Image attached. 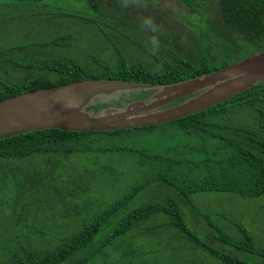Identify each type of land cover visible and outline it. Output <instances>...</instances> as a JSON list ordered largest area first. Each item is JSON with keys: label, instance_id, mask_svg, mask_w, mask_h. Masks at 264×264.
<instances>
[{"label": "trees", "instance_id": "trees-1", "mask_svg": "<svg viewBox=\"0 0 264 264\" xmlns=\"http://www.w3.org/2000/svg\"><path fill=\"white\" fill-rule=\"evenodd\" d=\"M88 1L92 8L97 9L98 4L102 5L104 10L98 14L101 13L103 17L117 16L118 10L127 9L121 20L117 16V22L123 23L126 16L130 22L135 19L141 24V13L134 5L123 7L122 0ZM176 2L189 11L188 19L180 18L182 23L186 24L192 16L195 18L187 30V43L182 41L171 46L166 40L168 36L164 37L159 32L162 35V40L159 39L161 47L154 51L150 42H140L136 40L140 37L120 28L122 34L135 39L134 43L142 52L129 55L122 49L113 61L108 57L92 56L97 67L85 66L64 52L71 47V41L67 40L69 34L0 46V99L25 90L82 78L176 82L210 73L230 64L233 59L239 60L255 50L264 49V0ZM83 19L88 23L97 22L95 18ZM142 29L143 34L149 36ZM175 34L172 31L171 36ZM152 92L153 89H148L112 102H97L92 108L97 110L111 104L120 105L123 101L145 98ZM158 125L168 128L169 138L163 144H169V151L167 154L157 151L149 153L141 149L142 162L139 163H165V166L152 176H148L149 173L142 175L143 178L135 182L128 195L113 201L89 221L84 220L81 228L68 237L60 240L31 236L24 237L23 241L18 237L10 239L13 245L5 246L4 252L0 251V261L5 259V264H84L105 243L118 239L122 241L124 239L119 238L120 235L135 230L145 220L157 221L162 217L163 225L180 233V236L184 235L190 248L208 251L224 264H260L232 256L198 237L195 229L188 224L181 204L193 194L204 191H226L253 197L264 194V81L205 109L163 123L113 130L45 128L1 138L0 170L16 173L21 169H31L36 166L39 154L56 157L85 150L90 142L86 143V148L77 145L75 138L81 135L104 133L122 136L142 129L151 130ZM69 142L73 144L69 146ZM120 150L140 151L129 145H120ZM26 157L29 158L22 161ZM25 176L34 180L33 172ZM13 177L15 183H18L15 178L21 179L20 176ZM155 181L175 194L164 201L141 204L126 213L121 210V218L120 215L114 216L121 212V208L128 209L127 204L136 197L137 192ZM107 226L111 228V234L104 238V242H97V233ZM210 226L214 228L216 239L228 241V234L220 225ZM242 230L245 241L252 248L250 234L246 229ZM261 253L264 255V249Z\"/></svg>", "mask_w": 264, "mask_h": 264}, {"label": "rangeland", "instance_id": "rangeland-1", "mask_svg": "<svg viewBox=\"0 0 264 264\" xmlns=\"http://www.w3.org/2000/svg\"><path fill=\"white\" fill-rule=\"evenodd\" d=\"M151 3L142 0L140 6H134L142 17L154 19L163 36H168L169 45L185 41L195 18L192 16L186 24L180 18L188 19L189 11L176 0H151ZM90 5L88 0H0V46L69 34L67 40L71 41V47L64 52L89 67H97L92 58L95 55L113 61L122 49L129 55L142 52L134 43L135 39L120 32V28L128 29V33L140 37L136 40L149 42V36L143 34L141 24L135 19L130 22L125 16L123 23L117 22V16L121 20L127 9L106 18L101 14L104 10L101 4L97 9ZM83 17L95 18L97 22L88 23ZM172 31L176 33L175 38L171 36ZM157 35L162 40V35ZM168 138L166 125L122 136L90 133L75 138L77 145L84 148L90 142L89 151L82 149L56 157L39 154L36 166L31 169L16 173L0 170V251L13 245L10 239L14 237L21 241L26 236L60 240L75 233L84 220L89 221L113 201L128 195L142 175L149 173L148 176H152L165 166V163L139 162H142L141 149L167 154L169 144H163V141ZM72 144L69 142V146ZM120 145L140 151L120 150ZM32 172L34 180L25 176ZM13 176H20L21 179L15 178L18 183L13 182ZM174 194L170 188L155 181L140 189L127 204L128 209L121 208L120 211L126 213L141 204L164 201ZM181 205L188 224L198 237L232 256L264 264L261 253L264 249V194L253 197L226 191H204L193 194ZM122 211L114 216L121 218ZM162 222V217L157 221L145 220L135 230L119 236L124 240L105 243L84 264H224L208 251L190 248L184 235L180 236ZM210 224L220 225L228 234V241L216 239ZM242 229L250 234L252 248L245 241ZM110 234L111 228L103 227L96 235L97 242H104ZM190 257L195 261L189 260ZM5 262L2 259L0 264Z\"/></svg>", "mask_w": 264, "mask_h": 264}, {"label": "water", "instance_id": "water-1", "mask_svg": "<svg viewBox=\"0 0 264 264\" xmlns=\"http://www.w3.org/2000/svg\"><path fill=\"white\" fill-rule=\"evenodd\" d=\"M261 81L264 49L176 82L82 78L38 87L0 99V139L45 128L113 130L163 123L205 109ZM148 89L153 92L145 98L92 108L97 102H112Z\"/></svg>", "mask_w": 264, "mask_h": 264}, {"label": "clouds", "instance_id": "clouds-1", "mask_svg": "<svg viewBox=\"0 0 264 264\" xmlns=\"http://www.w3.org/2000/svg\"><path fill=\"white\" fill-rule=\"evenodd\" d=\"M142 0H122L123 7H128L131 5L140 6ZM147 7V4H143ZM141 26L149 33V42L154 50L158 49L160 46V41L157 33L161 32L162 29L156 24L154 19L150 16L141 17Z\"/></svg>", "mask_w": 264, "mask_h": 264}]
</instances>
